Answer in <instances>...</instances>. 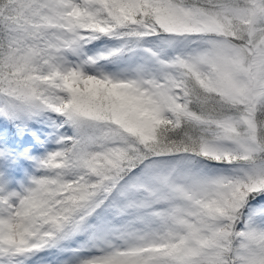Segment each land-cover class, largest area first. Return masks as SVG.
Returning <instances> with one entry per match:
<instances>
[{"label":"snow or ice","instance_id":"obj_1","mask_svg":"<svg viewBox=\"0 0 264 264\" xmlns=\"http://www.w3.org/2000/svg\"><path fill=\"white\" fill-rule=\"evenodd\" d=\"M0 264H264V0H0Z\"/></svg>","mask_w":264,"mask_h":264}]
</instances>
